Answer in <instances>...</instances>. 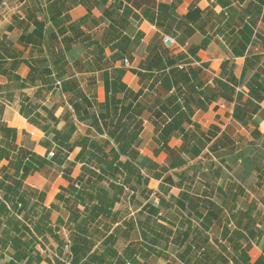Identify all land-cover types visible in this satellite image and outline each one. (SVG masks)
<instances>
[{
	"label": "crops",
	"instance_id": "obj_1",
	"mask_svg": "<svg viewBox=\"0 0 264 264\" xmlns=\"http://www.w3.org/2000/svg\"><path fill=\"white\" fill-rule=\"evenodd\" d=\"M0 264H264V0H0Z\"/></svg>",
	"mask_w": 264,
	"mask_h": 264
},
{
	"label": "built area",
	"instance_id": "obj_2",
	"mask_svg": "<svg viewBox=\"0 0 264 264\" xmlns=\"http://www.w3.org/2000/svg\"><path fill=\"white\" fill-rule=\"evenodd\" d=\"M165 40L167 41V40H169V38L166 37Z\"/></svg>",
	"mask_w": 264,
	"mask_h": 264
}]
</instances>
